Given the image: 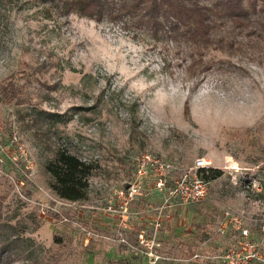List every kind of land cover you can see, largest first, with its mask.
Returning <instances> with one entry per match:
<instances>
[{"label":"rangeland","instance_id":"1","mask_svg":"<svg viewBox=\"0 0 264 264\" xmlns=\"http://www.w3.org/2000/svg\"><path fill=\"white\" fill-rule=\"evenodd\" d=\"M137 13L98 20L0 0V241L16 238L10 264H223L214 256L240 241L237 224L219 229L227 208L264 254V36L248 31L264 34V11L239 27L214 15L223 39L206 47L168 23L150 30ZM61 148L91 165L84 199L51 187L46 165ZM143 152L178 169L204 155L220 174L195 203L166 201L149 182L123 216L108 212Z\"/></svg>","mask_w":264,"mask_h":264},{"label":"trees","instance_id":"2","mask_svg":"<svg viewBox=\"0 0 264 264\" xmlns=\"http://www.w3.org/2000/svg\"><path fill=\"white\" fill-rule=\"evenodd\" d=\"M46 3L60 6L65 13L74 12L81 16L101 19L104 16L112 20L123 19L125 14L138 12V20L150 30L157 31L165 27L172 35L179 33L197 46H208L213 40H222L221 36L214 38L212 31L217 26L215 16L229 18L234 26L243 25V21L251 12L264 11V0H214L207 4L204 0H42ZM246 2V3H245ZM263 37L264 34L256 28L248 30ZM231 40V39H230ZM53 181L51 187L55 193L68 200H81L86 197L88 176L91 165L65 149H58L56 157L46 165ZM209 174H203L206 179L220 174L218 169L209 168ZM206 171V170H204ZM16 238L3 237L0 241V264H10L18 252L10 246ZM27 264H52L42 260H32Z\"/></svg>","mask_w":264,"mask_h":264},{"label":"built area","instance_id":"3","mask_svg":"<svg viewBox=\"0 0 264 264\" xmlns=\"http://www.w3.org/2000/svg\"><path fill=\"white\" fill-rule=\"evenodd\" d=\"M133 175L114 191L113 200L106 206L112 214L123 216L128 212L131 203L138 195L144 193L147 183H152L154 189L166 194L165 200H176L181 203H195L203 199L208 191V179L203 171L211 166V159L201 155L194 158L192 164L185 169L165 158L151 152H143L133 157ZM222 225L224 231L226 221L238 225L240 241L238 246L227 247L214 257L223 264H264V254L258 242L253 241L250 229L241 224L240 217L227 208L223 211ZM156 226L160 224L157 220Z\"/></svg>","mask_w":264,"mask_h":264},{"label":"crops","instance_id":"4","mask_svg":"<svg viewBox=\"0 0 264 264\" xmlns=\"http://www.w3.org/2000/svg\"><path fill=\"white\" fill-rule=\"evenodd\" d=\"M139 202V201H138Z\"/></svg>","mask_w":264,"mask_h":264}]
</instances>
